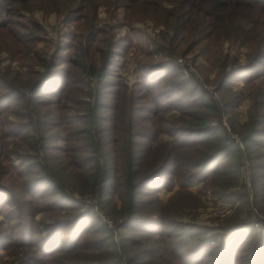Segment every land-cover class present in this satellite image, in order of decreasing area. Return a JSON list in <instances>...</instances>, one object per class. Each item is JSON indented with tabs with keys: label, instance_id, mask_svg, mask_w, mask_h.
<instances>
[{
	"label": "trees",
	"instance_id": "1",
	"mask_svg": "<svg viewBox=\"0 0 264 264\" xmlns=\"http://www.w3.org/2000/svg\"><path fill=\"white\" fill-rule=\"evenodd\" d=\"M99 1L0 0L3 264H264V0H111L127 21L101 29ZM50 14L78 29L51 52ZM133 16L159 31L128 86L135 45L119 31ZM208 52L220 102L175 64ZM200 179L197 194L236 204L214 244L212 228L183 221Z\"/></svg>",
	"mask_w": 264,
	"mask_h": 264
},
{
	"label": "rangeland",
	"instance_id": "2",
	"mask_svg": "<svg viewBox=\"0 0 264 264\" xmlns=\"http://www.w3.org/2000/svg\"><path fill=\"white\" fill-rule=\"evenodd\" d=\"M96 12V16L99 20L97 24V28L101 29L106 24H113V25H123L126 23L127 19V12L123 10L121 7H118L116 4H112V1L108 0H100L98 4L96 5L95 9L93 10ZM35 16L40 19V13H36ZM44 28L46 31V36L44 39V44L48 45L44 47H49V51L51 52L53 50V45L55 41L58 39L64 40L63 37L69 36L71 33L78 32L77 25L74 21L70 23H63V20H59L57 16L54 14H50L48 16H44ZM132 24L130 27H123L119 31V37H123L125 39V36L128 35L132 38V43L135 45L127 54V61H128V71L122 72L121 74L123 77H125V80L130 86L134 81V75H133V68L134 66L132 64V60L135 58L136 55L139 54L140 46L139 44H142L144 46H147L148 41L153 38L154 34L158 33L159 29L157 26L154 25V22L150 21L148 18L144 17H131ZM59 37V38H58ZM51 43V44H50ZM240 52H242V56H244V53H246V49L242 48L240 49ZM210 52L207 53L206 56L200 55L197 56L196 59H194L195 54H188L186 56L187 62H190L192 65V71L193 75H195L194 78L189 79V81H192L193 83L197 84V91L204 90L208 93H210V96L215 99L216 101L220 102L222 101L218 92H216V81L214 79V71L212 69V64L210 62V56H208ZM212 57V56H211ZM6 54H1V61L3 60L2 65L7 63L8 60L5 59ZM151 58L157 59L155 55H152ZM119 59V55L117 57ZM138 59H141V56H138ZM12 65H16V62H13ZM131 65V66H130ZM130 66V67H129ZM182 76L184 77L182 71ZM242 81L237 83V85H241ZM192 85H189L187 88L182 90L181 92L183 94L189 93ZM247 89H243L244 95L247 94ZM248 106V100L242 99L240 102V105L238 106L237 110L235 111L236 120L238 122L245 121L246 119V109ZM234 140L238 139L235 135H233ZM168 139L167 136H160L159 139L156 142H164ZM236 141V140H235ZM237 142V141H236ZM248 164V163H247ZM247 164L245 163L243 168V181L246 185V187L249 189L251 186V179L249 174V168L247 167ZM203 180H197L193 182L192 185H190L189 189L192 195H196L200 198L201 204L197 208L188 209L187 216L184 217V222H194L199 225H203L206 227L212 228L214 231L210 235L211 240L210 244H214L216 242V236L221 235V230L218 228H221L230 218H232L234 207L236 204H232L231 202L227 201H220L216 197L211 195L210 190H206L204 194H197L198 191L202 187ZM178 185H175L172 188V192L176 191L178 189ZM169 192H166L164 190H161L158 197L159 199L164 202L168 197ZM229 203L231 206L230 213L224 216H220L216 213V211L221 207L222 204ZM1 219V216H0ZM105 223H108V225L112 226L110 221L104 220ZM2 242H0V264H3L5 261H9L7 257V253L3 250H1ZM251 247L247 250V252H250ZM157 256H162L164 258L173 259V256L168 253L165 250L160 251ZM211 260H204L203 264H210ZM192 262L194 263H201L202 261L199 259L194 260L192 259ZM202 264V263H201ZM238 264H245V262H239Z\"/></svg>",
	"mask_w": 264,
	"mask_h": 264
},
{
	"label": "built area",
	"instance_id": "3",
	"mask_svg": "<svg viewBox=\"0 0 264 264\" xmlns=\"http://www.w3.org/2000/svg\"><path fill=\"white\" fill-rule=\"evenodd\" d=\"M175 64L177 66H179L181 68V71L184 75V78L186 79H192L195 77V75H193V71H192V65L190 62H187L186 58H178L175 61ZM236 141H238V139H235ZM231 210V206L229 203H225L222 204L221 207L216 211V213L220 216H224L230 213ZM256 225V223H255Z\"/></svg>",
	"mask_w": 264,
	"mask_h": 264
},
{
	"label": "crops",
	"instance_id": "4",
	"mask_svg": "<svg viewBox=\"0 0 264 264\" xmlns=\"http://www.w3.org/2000/svg\"><path fill=\"white\" fill-rule=\"evenodd\" d=\"M195 182V181H194ZM193 184V183H192ZM191 184V185H192ZM250 222H248L244 227H243V229L244 230H248L249 228H251V227H253V226H257V224L255 225V223H250Z\"/></svg>",
	"mask_w": 264,
	"mask_h": 264
}]
</instances>
